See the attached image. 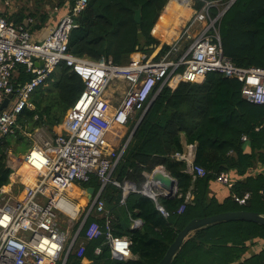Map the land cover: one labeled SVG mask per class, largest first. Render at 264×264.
<instances>
[{"label":"trees","instance_id":"1","mask_svg":"<svg viewBox=\"0 0 264 264\" xmlns=\"http://www.w3.org/2000/svg\"><path fill=\"white\" fill-rule=\"evenodd\" d=\"M71 1V0H69ZM61 0L58 5H63ZM168 0H88L86 7L75 16L76 25L70 30L68 50L79 56L98 59L101 56L123 64L132 53H150L160 41L152 34L160 13ZM69 4V3H68ZM202 5L198 0L197 7ZM67 6V5H66ZM141 7V20L134 18ZM225 12V15L229 12ZM224 15V16H225ZM232 19L227 33L221 35L224 53L238 66L264 67V0H253ZM42 21L43 17L41 18ZM42 25V24H41ZM41 25H35L39 28ZM153 45L154 47L150 48ZM169 48L163 44L160 53ZM31 73L18 64L12 78L16 89L27 81ZM84 81L64 62H60L46 82L31 95L32 108H24L17 116L15 131L0 140V187L10 182L11 167L8 151L29 147L26 133L44 127L53 132L67 109L78 99ZM242 83L218 71H210L201 82L181 81L175 88L164 85L142 117L122 155L112 171V180L103 187L100 197L105 210L92 211L80 229L65 264H157L168 246L185 224L194 217L247 209L264 214V173L247 175L234 180L230 195L219 201L208 195V185L222 170L245 174L258 161L264 163V103L248 101L242 95ZM138 115L124 126L120 139L128 137ZM259 126L258 129L256 127ZM196 144L195 162L207 173L194 176L185 163L172 154L181 151V140ZM247 139L243 140L242 135ZM246 143L251 150L245 151ZM162 165L177 180V193L160 197L167 212L158 208L154 198L131 190L123 197L124 185L133 182L141 190L146 182L145 172ZM83 187L100 182L95 174ZM193 198L186 201V193ZM250 192L245 204L232 198V192ZM124 198V202L120 200ZM184 203V209H178ZM82 216L76 219L78 227ZM115 235L127 236L136 258L113 257L105 233L88 238L89 223L96 220L103 232L106 219ZM142 225L132 228L134 219ZM76 227V228H77ZM264 238V225L247 220L219 221L195 230L184 241L171 264H264V247L243 257L250 241ZM101 247L96 254L95 248Z\"/></svg>","mask_w":264,"mask_h":264},{"label":"built area","instance_id":"2","mask_svg":"<svg viewBox=\"0 0 264 264\" xmlns=\"http://www.w3.org/2000/svg\"><path fill=\"white\" fill-rule=\"evenodd\" d=\"M201 1L202 5L194 9L193 22H197L198 27L193 35H188L191 41L181 45L179 40L183 37H179L158 56L163 46L159 43L149 54L132 53L129 61L123 64L104 56L92 59L75 55L68 50L69 33L76 25L74 18L86 7L88 0H71L67 11L41 39H33L29 27L16 25L0 13V105L12 93L7 106L0 110V140L15 131L18 114L34 106L32 93L47 81L60 62L84 81L78 99L57 125L60 130L41 138L37 128L21 157L8 151L7 164L12 169L10 182L0 187V264H63L73 236L70 239L69 229L62 227L60 218L75 220L85 213L105 210L101 189L112 180V171L125 144L124 141L114 147L109 135L114 132L117 139L115 127H124L139 116L153 93L164 85L173 89L181 81L201 82L208 72L218 71L241 81L242 95L248 101L264 103V67L238 66L223 50L219 26L231 2ZM20 63L26 66L31 77L13 89L12 78ZM119 80L125 81L126 87L116 100L107 90L111 82L115 84ZM242 139L246 140L247 136L242 135ZM195 150V144L187 143L172 157L183 161L194 176H204L207 171L195 162ZM22 161L33 172L32 180H23V175L18 173ZM92 174L100 182V192L85 205L78 203L72 213L70 201L75 202L76 196L69 193V188L89 181ZM16 177L21 179L23 186L14 192ZM215 179L230 189L234 186L228 170L216 173ZM144 187L145 184L143 190ZM126 189H132L128 183L124 185ZM249 196L248 191L232 192V198L239 204H245ZM191 197H186V201ZM120 201L124 202V198ZM184 206L181 204L178 211ZM159 209L167 214L164 208ZM104 233L113 257L127 259L132 256L131 240L112 233L109 218L105 232L96 220L91 221L86 230L88 238ZM100 251L101 247L97 246L96 254Z\"/></svg>","mask_w":264,"mask_h":264},{"label":"crops","instance_id":"3","mask_svg":"<svg viewBox=\"0 0 264 264\" xmlns=\"http://www.w3.org/2000/svg\"><path fill=\"white\" fill-rule=\"evenodd\" d=\"M169 1L170 0H168V2ZM178 1L180 2L181 6L178 8L174 7L175 9H172L168 13L167 16L168 21L164 25L157 27L156 25L159 20V17L164 12L165 6L167 5L168 2L166 3L154 27L152 28V34L158 38L160 44H170L179 37H183L180 38L179 40V43L182 45L187 40L191 41L192 37L188 35H193L197 30L198 23L193 22V15H194V9H196L197 7L198 0H190L188 3H187L188 0L185 1L178 0ZM212 1H217L221 4L231 2V5L229 7L230 8L229 12L233 13V19L235 20L240 18L239 17L240 10L244 9L245 4L253 0H212ZM51 2L52 0H0V13L6 16L10 21H12L16 25L23 24L29 27V29L33 32V34L37 36V39H41L43 35L46 33V31L49 28H51L55 23H57L59 18L67 11L68 3H70L71 1L65 0L63 5H54L53 6L54 10L52 9ZM42 17L44 21H42L41 19ZM35 25H41V26L39 28H34ZM117 82L121 83L124 88L126 87L125 81L119 80ZM115 129L119 137L116 139L113 135L114 132L111 133L109 137L114 147H119L122 144L120 137L123 134L125 128L118 127ZM58 130H60L59 126H55L54 132ZM181 140L183 145L185 146L187 142L184 134H182ZM250 150H251L250 143H246L245 151L249 152ZM156 167L166 170L165 167L162 165H158ZM229 173L230 176H233L235 180L242 179L247 175L254 176L258 173H264V163L258 161L254 166L248 168L246 173L242 175L237 174L236 171H229ZM151 182L149 180L151 194L159 195L164 193L165 191L164 189L158 188L153 181ZM74 186L75 188L73 193L75 196H77V192H78V196H80V194L85 192L86 187H83L81 184L80 185L74 184ZM129 190L131 191L133 189H129ZM207 193L210 197L213 196L217 200L222 201L224 200V198L230 195L231 189L228 188L226 185L222 184L221 182L217 181L215 178H213L209 182ZM123 196H124V191H123ZM163 196L164 195L158 196V201L159 198ZM188 196H192L191 198H193V193L191 191H188L186 193V197L188 198ZM142 222L143 221L141 219L136 218L132 221L131 227L138 228L142 225ZM263 247H264V238H256L253 241L249 242L248 247L243 254V257L250 256L251 254L260 251ZM131 257L136 258L137 255L132 254Z\"/></svg>","mask_w":264,"mask_h":264},{"label":"water","instance_id":"4","mask_svg":"<svg viewBox=\"0 0 264 264\" xmlns=\"http://www.w3.org/2000/svg\"><path fill=\"white\" fill-rule=\"evenodd\" d=\"M141 17H142L141 7H139L137 9H135L134 18L137 22H140ZM152 47H154V46L151 45L150 48H152ZM38 63L41 64L42 62L39 61ZM158 92H159V90H157L153 93V95L147 101L145 108L140 112V114H139L138 118L136 119L128 137L125 140L124 148L126 147L128 141L130 140L131 136L133 135V133H134L135 129L137 128L139 122L141 121L142 117L144 116V114L146 113V111L148 110L150 105L152 104V102L155 99ZM10 97H12V93L8 94L3 99V101L0 105V110H2L3 108H5L7 106ZM145 176L147 178L146 182L144 183L145 185L147 184V182L149 180L153 181L158 188L165 190L164 193L159 194V195L158 194H150V193L144 191L143 187L141 190H138L136 184L133 182L129 181L128 184L130 185V187L134 191L142 192L143 194H146V195L154 198V200L156 201V203L158 205V208L162 207V205L158 201V196L164 195L166 197H172V196L176 195V193H177V180L175 177H173L166 170L155 167L151 172H145ZM157 182L159 185L157 184ZM101 191H102V189H101ZM129 191H130L129 189L124 190V196L125 197L129 193ZM99 192H100L99 189H97L95 191V187L87 186L85 188V192L83 193V198H86V203L90 202V201H92V199H94L95 195ZM88 214L89 213H85L83 215V217L81 218V221H80V223H79V225H78V227H77V229H76V231L72 237L70 247L68 248V250L64 254L63 262H62L63 264H65V261H66L68 254L72 248V245H73L80 229L82 228L83 224L85 223V221L88 217ZM229 220H247V221H253V222L264 225V214L257 212V211H253V210L237 209V210L222 211V212H218V213H214V214L206 215V216H202V217H194V218L190 219L185 224V226L177 233L176 237L170 243L165 254L163 255V257L160 259V261L157 264H171L173 258L175 257V255L177 254L179 249L181 248L184 241L195 230L202 228L206 225L215 223V222L229 221Z\"/></svg>","mask_w":264,"mask_h":264},{"label":"rangeland","instance_id":"5","mask_svg":"<svg viewBox=\"0 0 264 264\" xmlns=\"http://www.w3.org/2000/svg\"><path fill=\"white\" fill-rule=\"evenodd\" d=\"M60 1L61 0H52V2H51L52 9H53V6L54 5H58ZM224 15H223V17H222V19L220 21V26H219V30H220V34L221 35H224L225 33H227L228 28H229V24H230L231 20L233 19V13H231V12H228L225 16ZM33 39H37V36L34 35ZM112 83L113 82H111V85H110V87L108 88L107 91L109 93H113L114 99L119 100L121 95H122L121 93L124 90V87L119 82H117L115 84L114 83L112 84ZM54 127H53V132H54ZM115 128H117V127H115ZM39 130H40V132H39V136L38 137H41V138L48 137V136L52 135V133H53V132L49 131L47 128H44V127H40ZM26 134H27L29 140L32 142L33 137H34V133L32 132L31 134H28V133H26ZM19 147H20L21 150L15 152V153L13 151H11V152L14 155H16V156H20L21 157L24 154V152L27 150L28 147H25L23 143ZM18 173H21L22 175H25L26 173L30 174L28 166L23 161L20 163V167L18 168ZM22 184L23 183H22L21 179L16 177V182L13 185V191L17 192L19 189H22V186H23ZM74 188H75V186H74ZM81 197H83V193L80 194V196H78V192H77V196L74 199V201L76 203H79L80 202L79 199H81ZM83 199H84V201L81 202V205H85L86 204V198H83ZM60 219H61L60 223H61L62 227L65 228V229H69V232H70L69 237L71 239V237L74 235V233H75V231L77 229L76 228L77 226L75 224L76 219L75 220H68L67 217H63V216ZM57 264H60V262H57Z\"/></svg>","mask_w":264,"mask_h":264},{"label":"bare ground","instance_id":"6","mask_svg":"<svg viewBox=\"0 0 264 264\" xmlns=\"http://www.w3.org/2000/svg\"><path fill=\"white\" fill-rule=\"evenodd\" d=\"M182 1H185V0H182ZM181 5H180V2L178 1V0H170L168 3H167V5L165 6V10H164V12L160 15V17H159V20H158V22H157V27H160V26H162V25H164L167 21H168V13L172 10V9H175V8H178V7H180ZM175 7V8H174ZM185 8V7H184ZM183 8V9H184ZM185 10V9H184ZM24 162V161H23ZM25 164H26V162H24ZM27 165V164H26ZM28 166V165H27ZM28 168H29V166H28ZM29 171H30V174H28V173H26L25 175H23V179L24 180H26V181H28V180H32V174H33V172L31 171V169L29 168ZM151 182V181H150ZM152 183V182H151ZM144 191H146V192H150V184H149V181L147 182V184L145 185V187H144ZM74 185H71V187L69 188V193L72 195V196H74ZM151 193V192H150ZM80 200V202H79V204H81V202H83L84 201V199H83V197H81V199H79ZM79 204L78 203H76V202H72V201H70V206H71V211H72V213H74L75 211H76V209L78 208V206H79Z\"/></svg>","mask_w":264,"mask_h":264}]
</instances>
